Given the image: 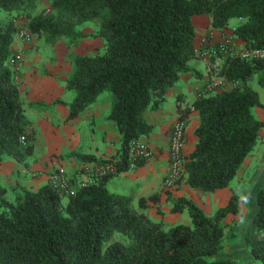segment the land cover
Here are the masks:
<instances>
[{"label": "trees", "instance_id": "16d2710c", "mask_svg": "<svg viewBox=\"0 0 264 264\" xmlns=\"http://www.w3.org/2000/svg\"><path fill=\"white\" fill-rule=\"evenodd\" d=\"M0 0L8 17L0 19V160L12 157L27 164L35 147L34 129L25 115L16 69L9 58L17 28L14 17H26L30 34L54 44L102 38V52L72 54L65 86L73 92L67 117H73L109 91L108 118L120 133L117 156L98 159L95 153L73 151L80 161L111 160L116 172L128 168L129 142L152 130L144 116L158 108L180 73L199 71L190 63L198 56L192 15L208 13L212 27L238 17L233 34L245 47L264 45V0ZM44 2V1H43ZM96 28L82 30L86 21ZM215 56H210L213 61ZM218 74L231 82L203 92L191 105H178L179 118L196 109L195 147L184 157L180 178L192 188L214 191L228 185L255 145L264 121L252 106H263L249 79L264 87V57L218 54ZM25 142L19 140L20 133ZM145 158H138L135 164ZM107 174L94 183L76 186L65 196L49 181L36 189L17 185L14 199L0 184V264H240L225 249L228 213L239 211L242 199L232 191L226 203L208 214L187 195L171 196L172 212L186 210L189 223L164 225L145 211L157 192L140 196L108 189ZM255 211L243 230V243L256 264H264V175L254 193ZM114 231L128 242L103 243Z\"/></svg>", "mask_w": 264, "mask_h": 264}, {"label": "crops", "instance_id": "0c3cea01", "mask_svg": "<svg viewBox=\"0 0 264 264\" xmlns=\"http://www.w3.org/2000/svg\"><path fill=\"white\" fill-rule=\"evenodd\" d=\"M210 20L208 13L192 15L196 47L202 45L201 39L203 37L210 42H217L226 34L233 35L236 49L245 47L243 40L233 34V27L239 19L232 24L228 22L222 28L212 27ZM35 36L37 35L32 34L28 40L20 38L17 34L14 36L12 41L13 52L22 51V59L18 63L15 78L19 85L24 113L31 120L34 136L36 138L40 135L42 141L50 144L49 149L46 153L43 152L40 158L33 156L31 162H27L24 166L22 162L10 159L9 156L0 160V172L10 178L11 184L18 182L16 185L31 189H36L47 182L49 174L55 168H61L73 177H83V165L93 161H80L72 153L73 151L95 153L98 159L111 158L118 155L121 146L118 129L114 122L108 118L110 106L108 92H101L93 103L73 117H67L68 106L66 102L71 99L72 94L66 88L65 80L72 69V64L69 61L71 50H64L58 57V64H54L49 70L42 72L38 64L39 49L37 47V44L39 45L42 40H36ZM218 60L220 64L221 60L219 58ZM190 63L199 71L198 77L200 78L192 80V73H180L178 79L166 91L165 99L161 105L155 109L148 107L144 111V116L152 123V130L149 134L139 138L150 145L153 149L152 155L145 158L142 163H137L133 167L114 173L106 182L111 191L132 194L135 203L140 196L148 197L151 193L157 192V200L155 202L149 201L150 205L146 210L148 213L154 211V214L163 220H166L165 218L169 213L176 218L184 213V210L176 212L170 210L171 202L167 200V194H171V196L187 195L197 200L195 196L199 191L190 187L183 178L169 187L163 183L169 169L170 130L173 121L179 116L178 105H191L204 83L213 77L210 70L212 62L209 61V58L196 55ZM58 66L64 67L59 71ZM180 81H183L184 84H179ZM249 82L257 90L260 100L264 103V87L256 82L255 76L250 78ZM230 85L231 82L227 80L223 86ZM28 110L30 111L28 112ZM83 111L86 113L84 116H88L92 125L90 127V136L93 139L91 144L81 143L80 131H77L76 128L80 127ZM254 113L257 118L264 121V105H255ZM198 120L197 110H191L186 119L185 142L182 150L184 156L195 147L197 139L195 127ZM69 133H72V136ZM256 146L257 150L255 151ZM250 164L254 166V171L249 182L251 186L245 190L246 197L244 198L254 196L264 175V125L259 130L254 147L246 155L237 173H243L245 167ZM171 218L174 219L173 216ZM244 227L240 228V235L237 236L236 241L242 240L243 242Z\"/></svg>", "mask_w": 264, "mask_h": 264}, {"label": "rangeland", "instance_id": "374dc122", "mask_svg": "<svg viewBox=\"0 0 264 264\" xmlns=\"http://www.w3.org/2000/svg\"><path fill=\"white\" fill-rule=\"evenodd\" d=\"M45 2H40L38 7L41 8L44 5ZM9 15L6 14V12L0 8V19H5ZM238 17H231L229 22L234 23L237 22ZM14 23L16 25V28H26V17L25 16H16L14 17ZM82 30L85 31H91L96 28L95 24L93 21H86L82 26ZM36 40H42L41 43L37 47L39 49V57H38V64L40 70L47 71L49 70L50 67H53L54 64H58V57L60 56L61 53L64 52V50H71V56L72 54L76 52H102L105 49L104 41L102 38L95 37V38H83V39H78L76 42L68 44L67 41L64 38H59L54 44H50L44 40V37L41 36H35L34 37ZM34 57V56H33ZM218 55L214 58V60L218 61V66H219V60H218ZM213 60V61H214ZM72 64V58L69 60ZM211 61V62H213ZM68 63V60H67ZM64 67V66H63ZM63 67H59V71L62 70ZM210 70L211 72L213 71V66L212 63L210 64ZM196 78H200L198 76L193 75L191 77L192 80H195ZM179 84H184L183 81H180ZM106 92H109L105 90ZM71 94L73 95V92L70 90ZM26 98V97H25ZM255 106V105H254ZM254 106H252V110L254 112ZM30 110H28L29 112ZM82 111V110H81ZM83 118L80 120V127H76L77 131H80L81 135V143L82 144H91L93 139L90 136V127L92 126L89 122L88 116H84L85 111H83ZM255 114V113H254ZM117 128V127H116ZM119 132V131H118ZM70 134V133H69ZM120 134V133H119ZM72 136V133L70 134ZM42 137L38 135L35 138V150L33 154L28 155L26 157L27 162H31V158L33 156H38L39 158L42 156L43 152L48 151V147L50 144H46L44 141L41 139ZM44 138V137H43ZM72 143V141H71ZM254 147V146H253ZM257 150V146L255 147V151ZM10 159H14L12 157H8ZM21 162V161H20ZM23 166L25 163H23ZM242 165V164H241ZM57 168L53 169L56 170ZM52 170V171H53ZM254 171V166L250 164L248 167H245V170L243 173L238 174L236 173L229 181L228 185H226L224 188L220 187L215 189L214 191H201L199 189L196 197V201L199 203V205L208 213L212 214L214 210L226 203L228 200L230 194L232 191H236L239 196L242 199V203L240 205L239 211L237 213H228L224 220L228 222V227L226 228V232L224 235V243H225V249L228 253L231 255L237 257L240 260V264H256L254 261L250 259L248 256L247 251L245 250L244 243L242 240H237V236L240 235V231L243 226H245L248 221L250 220L252 214L255 211V203L253 202V197L249 198H244L246 197L245 195V190L249 189L251 186L250 178L252 176V173ZM75 180H79L80 178L75 177ZM49 179V177H48ZM10 178H7L4 173L0 172V184L7 185L8 190L6 192V196L10 199H14L16 191L19 189V185L17 186L16 184L18 182L10 183ZM196 189V188H195ZM65 199V196H63ZM190 197V196H189ZM192 198V197H191ZM194 199V198H193ZM195 200V199H194ZM148 212V210H145ZM155 212L152 211L149 214V216L154 219V220H160L164 225H169L172 223H178V222H184V223H189L190 222V217L189 214L186 210H184V213L180 214L179 217H174V215H170V213L167 215L165 218L166 220H163L162 218H159ZM163 213V212H162ZM173 216L174 219L171 217ZM187 219V221H186ZM236 228V229H235ZM239 228V229H238ZM235 238V239H234ZM130 237L120 231H114L112 236L106 240L103 243V246L106 247V245L112 241V240H121L123 242H128ZM233 240V241H232Z\"/></svg>", "mask_w": 264, "mask_h": 264}, {"label": "built area", "instance_id": "2783aa9c", "mask_svg": "<svg viewBox=\"0 0 264 264\" xmlns=\"http://www.w3.org/2000/svg\"><path fill=\"white\" fill-rule=\"evenodd\" d=\"M45 2V0H43ZM16 34L25 40L30 39L31 34L26 28H18ZM202 45L196 47V53L201 57L209 58L218 54H236L244 58H262L264 57V45L256 47H243L236 49L234 46V38L232 34H226L217 42H210L205 37L201 39ZM22 59V51L17 50L10 56L9 61L18 70V63ZM213 77H210L202 86L199 93L213 92L219 88L224 87L227 81L224 76L218 74V61L212 62ZM185 118H176L171 126L170 140H169V169L166 173L163 183L166 187L173 185L180 179L184 168V154L183 146L185 142ZM19 140L25 142L26 135L24 132L20 133ZM153 149L143 139L139 137L133 138L129 142V164L128 168L135 166V160L138 158H147L151 156ZM83 177L79 180L69 174L63 169L57 168L49 174L48 181L53 185L63 196L72 193L76 186H85L96 182L104 175L116 173V167L111 160L101 162H86L83 165Z\"/></svg>", "mask_w": 264, "mask_h": 264}]
</instances>
